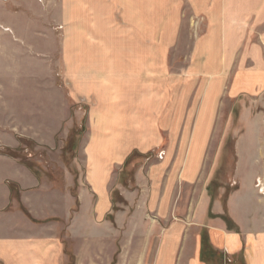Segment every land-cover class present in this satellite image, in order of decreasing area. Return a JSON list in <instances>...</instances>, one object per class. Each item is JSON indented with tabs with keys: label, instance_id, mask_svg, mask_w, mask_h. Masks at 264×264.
I'll list each match as a JSON object with an SVG mask.
<instances>
[{
	"label": "rangeland",
	"instance_id": "374dc122",
	"mask_svg": "<svg viewBox=\"0 0 264 264\" xmlns=\"http://www.w3.org/2000/svg\"><path fill=\"white\" fill-rule=\"evenodd\" d=\"M98 1L0 0V208L27 218L24 194L41 214L45 205H65L59 235L66 264H75L73 215H82V244L75 247L82 249L83 264L94 254L92 244L100 264L111 254L110 264L139 261L145 245L154 260L170 216L193 225L182 244L200 246V260L233 264V254L211 248L206 224L230 232L264 230V87L236 96L229 90L226 99L218 94L232 87L237 72L256 79L264 73V0H147L145 45L129 50L147 55V75L155 69L178 75L187 90L181 104L188 103L166 105L160 139L147 146L138 145L129 125H117L124 105H94L92 86L107 75L117 86L123 69L121 56L110 61L104 55L125 53L122 10L111 0ZM106 17L114 23L100 31L107 44L96 45L95 23ZM224 44L232 53L228 61ZM98 117L114 120L115 129L108 121L97 126ZM110 129L118 143L109 141L108 148L99 136ZM112 147L114 158L104 157ZM191 150L203 156L188 174ZM105 158L109 169L96 193L88 180L90 159L97 172ZM149 186L165 205H144ZM97 198L105 203L98 224L92 221ZM93 232L100 237L92 242Z\"/></svg>",
	"mask_w": 264,
	"mask_h": 264
},
{
	"label": "crops",
	"instance_id": "0c3cea01",
	"mask_svg": "<svg viewBox=\"0 0 264 264\" xmlns=\"http://www.w3.org/2000/svg\"><path fill=\"white\" fill-rule=\"evenodd\" d=\"M103 1L104 0H101L100 2L102 3ZM100 2L98 1V5L101 4ZM147 3V0L110 1V5H113L114 7H120L122 10V33H124L122 44L124 46L123 51L125 53L121 55L106 54L104 56H106L110 61H118L121 56L122 59L120 62L123 64V69L118 75L119 80L116 81L118 83L117 86L113 85L114 83L112 84V82L110 83L111 77L107 75L105 77L101 76L104 78L100 77L101 79L98 81L97 86L93 85L91 89L94 95V105H96L98 109L101 108L102 105H117V109H119L118 106L124 105L120 114L121 116L117 119V125H129V127L132 128L131 132H133L134 135H137V143L140 146H147L151 142L160 139L157 137L161 134L162 126H164L162 125V120L165 114L164 112L167 109L166 105H180L181 95H183V92L187 91L184 89L185 87L183 88V85L179 83L178 75H169L167 71H162L159 69H155L151 71L150 75H147V55L140 51L139 53H131V49L129 50V48L133 46L143 47L145 45L144 39L146 36L147 23L144 22L145 20H143L142 16L145 13ZM101 6H103V3ZM111 23L112 22L108 17L105 19L99 18L97 20L95 27L99 32L96 34V36H93L94 44L103 46L107 44L104 40L103 34H101L100 31L104 33V29L110 28ZM228 41L229 39H227V42ZM127 46L129 47L126 48ZM230 54L232 53L229 52V46L224 44L222 53L224 58L223 60H230ZM196 56H198L197 58L199 59L200 54ZM240 56L242 55L239 54V57ZM219 60L222 59L219 57ZM240 60L241 59L239 58L238 61ZM236 71L237 69L234 70V72ZM225 75L226 74L219 76V78L224 79V83L226 81ZM256 76L257 79L254 74H250L249 78H247V76H243L242 73L239 75L237 72L233 77L235 80L232 87L226 88V93H222L221 91L218 94V98L226 99L228 96L227 94H229V90L231 91L230 96H236L239 95L243 89L254 90L257 88H263L264 73L262 74L259 72ZM208 85L210 86V82H208ZM209 86H207V88H210ZM213 97V95L209 97L206 105H212L211 103ZM191 99L192 98L190 97L188 102H190ZM181 105H188V103L183 101ZM100 117L105 118L103 115ZM102 118H99V122L96 124L97 126H101L105 124V121H108V119L101 120ZM108 122L107 124L110 126L112 122V125L115 129L116 125L114 120ZM114 129L101 131L99 136L100 141L107 142L108 148L109 141L118 143L117 134L112 135V130ZM105 134L110 137L105 138ZM95 138L96 132L94 138H92V142L95 140ZM118 147L116 146V148ZM111 149L112 150L110 151L107 150V152L106 150L104 151V157L114 158L113 156L116 153L114 150L115 148L112 147ZM199 152H196V150H191L188 151V155L186 154L188 159H195L193 160V164L191 163L189 169H191V166L193 165L194 168L191 169L188 174L196 171L197 159H200L203 156V154ZM172 157L173 156L170 155V158ZM106 158L102 162L100 168L97 169V172L93 168V163L90 159L88 180H90L89 185L92 187V189L96 190V193L98 191H103L102 181H104L105 172H107L109 169V162L108 160L105 161ZM97 159L98 157H96V161ZM191 160L190 162H192ZM162 167H164V165H162ZM175 167L177 168L175 163L173 165L172 160L170 172H174ZM98 172L100 176H97ZM28 174L31 176V179L35 181L33 186H39L40 184L38 182V177L29 171ZM93 174H96V176L99 178L91 177ZM20 185L23 186L22 184ZM33 192L36 193L37 191L33 190ZM24 195L25 196H22L21 200L25 206L29 207L30 211V215L27 216V218H25L24 215L20 214L17 210L13 212L8 211L6 205L0 208V264H66L68 257L65 246L59 235L61 228L65 226L62 224L60 225V221H67L65 205H63L62 208H60L58 203H52V205H48L47 208L45 205L43 211L44 214H41L36 209L31 208L34 207V203L31 201V196L26 194ZM152 195V187L149 186L146 199L144 197V200L146 201L144 204L145 206L148 207L150 203L152 204V202H155V205L159 207L166 204L165 199H161V197L160 199H156ZM102 200H104V198ZM95 204V213L92 217V221L98 224L99 217L97 216V211L99 208V210L102 209V211H104L103 207L105 206V203L99 201L97 198ZM162 211L163 210L160 208L157 216L163 219V217L167 215L162 214ZM171 217L172 216L169 217L170 224L166 226L159 246L154 250V260H149L150 256L147 250L150 247L145 245L146 248L144 255L139 261H121L120 264H220L214 261L200 260V246L197 245L189 250V247L186 244H182V236L185 233L184 230H188V228L192 229L193 225L187 224L188 227L187 225H181L180 220L172 221ZM72 218L73 226L70 227V238L72 242L75 241L73 244L74 253L76 256L75 264H83L84 261L82 249L78 250L75 247L79 242L78 240H80V244H82V237L80 236V233L83 232L81 228L82 226H78L77 224V222H82V215H79L78 219L77 215H73ZM200 226H203V224H200ZM206 227L210 228L208 232L211 248L215 249L216 251L226 250V252L230 253L231 255L233 254V264H264V230H241L238 232H230L227 231L226 228L224 229L219 226H211L206 224ZM90 236V238L93 239L92 242L94 239H98L100 237L98 232H93ZM102 238L105 239L107 237H104L103 234ZM97 249V245H91V252L94 254L87 258L89 260V264H100L98 263V258L100 255ZM129 253L131 252H128V255ZM111 255L108 256L109 258L107 257L108 260L106 264H110L113 254Z\"/></svg>",
	"mask_w": 264,
	"mask_h": 264
}]
</instances>
